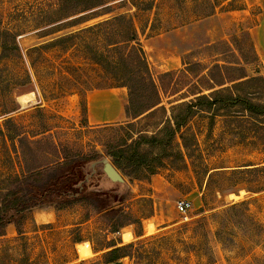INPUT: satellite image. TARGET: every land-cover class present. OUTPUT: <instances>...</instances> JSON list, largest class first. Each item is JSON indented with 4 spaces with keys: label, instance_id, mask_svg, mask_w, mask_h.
Returning a JSON list of instances; mask_svg holds the SVG:
<instances>
[{
    "label": "rangeland",
    "instance_id": "rangeland-1",
    "mask_svg": "<svg viewBox=\"0 0 264 264\" xmlns=\"http://www.w3.org/2000/svg\"><path fill=\"white\" fill-rule=\"evenodd\" d=\"M107 1L133 18L155 81L170 83L162 92L164 108L152 120L126 118L127 87L96 88L106 83L104 69L88 63L77 47L34 48L109 14L59 27L75 16L71 3L0 0V52L9 53L0 58V192L18 185L26 162H49L62 147L99 156L83 165L87 176L78 186L84 191L75 195L83 202L66 204L68 198L51 195L26 215L21 234L14 224L7 227L0 264H106L113 244L127 246L120 264H264V118L239 115L236 121L231 112H204L171 133L173 116L187 114L178 105L193 97L183 98L197 68L186 66L219 62L264 75V0ZM101 34L74 42L88 40L107 51ZM169 71L174 75H164ZM175 80L180 92L173 94ZM27 94L32 100L22 105L19 97ZM259 97L264 101V93ZM6 118L29 139L25 159ZM141 129L158 131L160 140L150 166L129 179L107 146ZM106 163L122 180L108 174ZM182 199L191 201L189 218L177 208ZM121 225L134 226L131 242L123 241ZM79 240L93 243L91 257H80Z\"/></svg>",
    "mask_w": 264,
    "mask_h": 264
},
{
    "label": "trees",
    "instance_id": "trees-1",
    "mask_svg": "<svg viewBox=\"0 0 264 264\" xmlns=\"http://www.w3.org/2000/svg\"><path fill=\"white\" fill-rule=\"evenodd\" d=\"M60 1L63 5L71 3L75 16L71 20L60 22L59 27L79 26L92 18L107 14L109 16L93 25L58 36L50 40V43L47 42L49 44L34 48L40 49L47 45L60 44L63 51H67L72 45L77 47L88 63L102 66L104 69L103 79L106 83L102 86L97 85L96 88L127 87L128 96L124 104L126 118L135 120L145 117L152 120L163 107L162 92L169 91L170 83H165L161 79L159 85L153 78L133 18L126 12H114V6L107 0ZM125 2L126 0H119V5ZM99 30L103 36L101 43L107 51H102L97 44H92L88 40L74 42L78 37ZM46 32L51 33L49 30ZM15 47L20 49L18 45ZM5 57H9V53L7 49L2 48L0 58ZM190 66L196 67L197 71L189 73V76L194 78L190 82L192 88L183 98L193 97L178 105L185 107L187 114L182 119L173 116L172 135L181 131L190 117L204 112L212 111L214 114L218 111L222 116H227L231 112L238 116H235L236 121H239V115H245L247 118L249 116L256 119L264 118V101H261L259 97L264 93V75L252 76L247 74L244 66L219 62L212 67L205 66L201 62H193L186 67L191 69ZM174 73L175 71H169L164 75L173 76ZM27 77H30L29 73ZM205 89L210 92L205 93ZM172 90L173 94L180 92L177 88V80L173 83ZM4 126L6 129L9 127L16 129L15 135L22 148L20 152L25 159L23 145L29 140L28 137L17 130L18 125L12 118H6ZM0 134H4L1 128ZM186 138V135L182 134L183 144L189 149ZM159 140L158 131L149 134L147 129H141L135 134H129L126 138L110 141L107 146V155L124 176L129 179L139 178L152 163L153 147ZM98 158V154L72 153L68 148L62 147L56 158L49 162L38 164L26 162L23 173L16 176L18 185L0 192V237L6 234V229L11 224H14L17 232L21 234L26 215L34 207L46 203L51 195L68 198L66 204L83 202L85 198L82 195L75 198L77 193L84 191V187L80 190L78 186L85 182L87 176L83 165L96 161ZM110 247L105 252L104 263H120L121 257L127 254L125 252L127 246L113 244Z\"/></svg>",
    "mask_w": 264,
    "mask_h": 264
},
{
    "label": "clouds",
    "instance_id": "clouds-1",
    "mask_svg": "<svg viewBox=\"0 0 264 264\" xmlns=\"http://www.w3.org/2000/svg\"><path fill=\"white\" fill-rule=\"evenodd\" d=\"M133 227L131 225L122 226L120 232L122 234V239L125 243L131 242L133 238ZM77 250L80 257L88 258L92 256L93 243L91 241H80L77 242Z\"/></svg>",
    "mask_w": 264,
    "mask_h": 264
},
{
    "label": "built area",
    "instance_id": "built-area-1",
    "mask_svg": "<svg viewBox=\"0 0 264 264\" xmlns=\"http://www.w3.org/2000/svg\"><path fill=\"white\" fill-rule=\"evenodd\" d=\"M191 201L188 199H182L177 202V208L186 218H189L188 211L191 208Z\"/></svg>",
    "mask_w": 264,
    "mask_h": 264
},
{
    "label": "water",
    "instance_id": "water-1",
    "mask_svg": "<svg viewBox=\"0 0 264 264\" xmlns=\"http://www.w3.org/2000/svg\"><path fill=\"white\" fill-rule=\"evenodd\" d=\"M106 170L108 174L114 179V180H122L120 174L113 168V166L110 163H106ZM120 264V263H116Z\"/></svg>",
    "mask_w": 264,
    "mask_h": 264
},
{
    "label": "bare ground",
    "instance_id": "bare-ground-1",
    "mask_svg": "<svg viewBox=\"0 0 264 264\" xmlns=\"http://www.w3.org/2000/svg\"><path fill=\"white\" fill-rule=\"evenodd\" d=\"M19 100L21 102L22 105H25L27 103H29L32 100V95L31 94H27V95H21L19 97Z\"/></svg>",
    "mask_w": 264,
    "mask_h": 264
}]
</instances>
